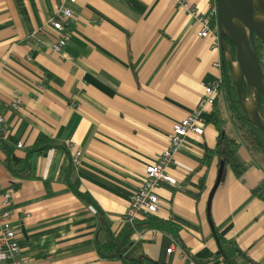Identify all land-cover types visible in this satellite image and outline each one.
I'll list each match as a JSON object with an SVG mask.
<instances>
[{
	"label": "crops",
	"instance_id": "0c3cea01",
	"mask_svg": "<svg viewBox=\"0 0 264 264\" xmlns=\"http://www.w3.org/2000/svg\"><path fill=\"white\" fill-rule=\"evenodd\" d=\"M211 1H66L71 38L55 52L47 22L58 0H0V134L19 158L39 137L55 145L37 158L32 179L14 177L0 151V209L11 191L25 264H123L99 257L103 224L118 243L128 242L130 258L146 257V264H264V202L251 194L264 178L261 154L241 145L248 168L237 177L206 151L216 143L215 109L228 118L222 93L202 111L204 133L175 154L169 171L177 184L157 189L159 211L135 230L122 220L173 123L196 109L203 84L220 77L213 64L221 52L196 36L184 7L205 10ZM15 97L20 108L10 104ZM75 149L82 152L76 166ZM74 180L92 204L74 194Z\"/></svg>",
	"mask_w": 264,
	"mask_h": 264
},
{
	"label": "built area",
	"instance_id": "2783aa9c",
	"mask_svg": "<svg viewBox=\"0 0 264 264\" xmlns=\"http://www.w3.org/2000/svg\"><path fill=\"white\" fill-rule=\"evenodd\" d=\"M66 1L74 3L76 0H58L54 15L47 22V25L54 31L51 48L55 52H60L71 38L74 13L69 7L64 6ZM184 7L196 22V36L202 40H207L211 48L220 51V37L214 0L208 3L205 10L199 9L197 6L190 5L187 2L184 4ZM213 65L216 68H220L221 61L214 62ZM220 81L221 78L219 77L217 80L203 84L202 95L196 109L181 120L173 123L165 149L155 161L144 167L141 184L133 193L122 219L133 230H135L137 221L145 219L147 216L156 214L159 211L160 198L157 189L161 184L171 186L177 184L176 178L169 171L172 165H174L175 154L181 150L185 140L189 136H200L204 133L202 111L206 107L214 105L220 89ZM10 104L13 108H20L22 102L19 97H15ZM1 121L2 119H0ZM1 132L4 133V129H1ZM21 146V144H17V147ZM81 155L80 149L72 150L71 162L73 165L76 166L80 163ZM10 197L11 191H6L3 194L0 209V263L25 264L24 260L20 257V247L17 242L18 233L11 224L13 210L11 208ZM172 249L173 245H170L166 252L170 253Z\"/></svg>",
	"mask_w": 264,
	"mask_h": 264
},
{
	"label": "trees",
	"instance_id": "16d2710c",
	"mask_svg": "<svg viewBox=\"0 0 264 264\" xmlns=\"http://www.w3.org/2000/svg\"><path fill=\"white\" fill-rule=\"evenodd\" d=\"M226 46L232 57L235 58V51L233 44L226 39ZM250 45L254 50L262 74L264 76V45L254 35L250 36ZM220 89L216 96L215 102L219 94L224 95V99L229 112V118H222L218 109H215L212 123L214 124L217 136L216 143L213 149H207L208 153H215L218 155L224 165L228 166L235 176L240 177L248 168V164L243 163L238 157V148L244 145L251 152L261 154L263 160L264 171V134L255 126V124L248 118L243 107L241 106L235 86V77L231 65L227 58L221 54L220 65ZM248 94L246 84L242 83V96L245 98ZM260 113L264 119V102L261 99ZM230 123V128L225 125ZM55 145L48 137H39L34 144L26 150V155L19 158L14 154V147L7 143L4 139L3 133L0 134V151L6 155L4 164L7 170L16 178L32 179L35 178L36 160L39 156L45 155L49 149ZM65 150L64 147H61ZM13 189L19 188V183L11 184ZM74 194L87 204H92V200L88 193L79 190L78 180H74L71 184ZM251 194L264 202V178L251 189ZM103 221V219H102ZM105 230V239L97 241L96 249L101 259L120 260L123 264H146L151 261L146 258L133 259L127 255L128 242L118 243L112 237L108 228L100 225ZM226 229V228H225ZM225 231V230H224ZM215 232L218 240H222L223 232ZM222 263L228 264L226 260L222 259ZM230 264V263H229Z\"/></svg>",
	"mask_w": 264,
	"mask_h": 264
},
{
	"label": "water",
	"instance_id": "95a60500",
	"mask_svg": "<svg viewBox=\"0 0 264 264\" xmlns=\"http://www.w3.org/2000/svg\"><path fill=\"white\" fill-rule=\"evenodd\" d=\"M216 20L220 37V51L232 67L238 99L248 118L264 134V119L260 113L264 102V76L257 56L250 45L254 34L264 45V0H214ZM234 46L235 58L228 51L225 40ZM248 94L242 96V83ZM250 99V103L245 101ZM218 173L214 187L219 183Z\"/></svg>",
	"mask_w": 264,
	"mask_h": 264
},
{
	"label": "rangeland",
	"instance_id": "374dc122",
	"mask_svg": "<svg viewBox=\"0 0 264 264\" xmlns=\"http://www.w3.org/2000/svg\"><path fill=\"white\" fill-rule=\"evenodd\" d=\"M226 112H227V111H225V113H226ZM227 117L229 118V112H228V116H227ZM227 127L230 128V123L227 124Z\"/></svg>",
	"mask_w": 264,
	"mask_h": 264
},
{
	"label": "bare ground",
	"instance_id": "6f19581e",
	"mask_svg": "<svg viewBox=\"0 0 264 264\" xmlns=\"http://www.w3.org/2000/svg\"><path fill=\"white\" fill-rule=\"evenodd\" d=\"M245 102H246L247 104H249V103H250V99H247Z\"/></svg>",
	"mask_w": 264,
	"mask_h": 264
}]
</instances>
